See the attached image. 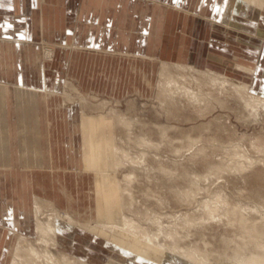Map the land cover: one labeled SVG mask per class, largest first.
<instances>
[{
    "label": "rangeland",
    "instance_id": "374dc122",
    "mask_svg": "<svg viewBox=\"0 0 264 264\" xmlns=\"http://www.w3.org/2000/svg\"><path fill=\"white\" fill-rule=\"evenodd\" d=\"M203 1L108 0L109 12L100 24L108 23L110 29L98 40L94 34L84 37L88 43L91 38L94 41L80 51L56 53V62L52 60V45L39 44L44 72L51 83L15 84L18 103L12 101V109L6 106L1 110L0 146L4 154L0 151V264H11L20 236H27L39 246L32 214L34 196L52 202L60 214L68 213L79 224L71 231L58 230L59 245L51 250L54 254L63 251L88 264H195L157 250L153 251L156 258L149 259L113 243L111 234L103 235L95 227L98 209L94 181H100V175L88 172L81 162V123L84 120L90 125L94 118H108L113 112L130 121L131 137L161 142L158 148H149L148 152H152L146 155L145 162L151 170L139 169L131 182L136 208L162 212L166 229L175 224L181 236L180 251L188 247L199 250L201 255L208 253L211 259L217 258V263L235 264L230 258L233 243L227 247L222 240L233 237L234 230L225 216H220L224 205L215 213L219 218L197 220L188 229L183 228V215L204 217L200 198L220 193L232 209L240 207L258 222L264 218V104L250 109L231 90L220 91L197 82L195 77L198 70H209L247 84L251 95L264 93V21L256 9L241 3L229 23L224 12L230 0H218L219 4H213L217 0H210V4ZM82 23L86 24L85 19ZM162 63L185 67L186 70L173 68L178 79L184 85L189 83L193 91L216 94L219 101L199 103L178 93L163 101L158 87ZM38 89L51 94L47 97ZM65 95L72 99L67 101ZM6 103L3 101V105ZM158 126L169 127L162 138ZM125 132L124 126L113 127L114 144L129 145L131 151H137L140 147L125 142ZM189 136L196 140L195 145L188 146ZM100 138L103 139L101 134ZM231 144H239L254 163L237 173L199 181L205 188L200 197L190 203L181 201L177 191L190 187L187 178L205 174L214 166L231 164L227 155ZM161 166L174 170L175 181L166 177ZM124 173L111 169L109 177L123 180ZM157 199H161V206ZM126 214L140 219L132 211ZM153 228L151 232H155ZM167 241L165 238L160 243Z\"/></svg>",
    "mask_w": 264,
    "mask_h": 264
},
{
    "label": "bare ground",
    "instance_id": "6f19581e",
    "mask_svg": "<svg viewBox=\"0 0 264 264\" xmlns=\"http://www.w3.org/2000/svg\"><path fill=\"white\" fill-rule=\"evenodd\" d=\"M241 3L247 4L249 7L256 9L257 13L264 21V0H230L228 1L224 12L225 18L230 21L229 23H231L232 19L234 20V18L231 16L233 15L234 9H237ZM173 68L186 70L185 67L181 65L162 63L159 71L160 79L158 87L159 94L163 95L164 97L163 101L171 98V95L174 97L173 94L177 93L182 94V96L187 95L188 98L190 97L193 101H197L199 103L212 100L219 101V97H217L216 94H204L202 91H193L192 89L188 88L187 85L189 83L184 85L174 73ZM244 71H248V73H250L251 70ZM195 72H197V70ZM195 80L199 83L201 82L204 85H208L209 87H215L218 90L220 89V91L223 89L231 90L232 93H235L243 101L244 105L250 109H256L258 106L264 104V93L258 92L256 95H251L249 93L250 89L247 84H244L240 81L231 80L230 78L215 72H211L209 70H198ZM65 99L70 101L72 98L69 95H65ZM81 99L83 98L81 97ZM81 124V130L83 132L81 137L83 158L81 159V162L86 167L88 172H92L95 176L96 173L100 175V177H98L100 178V181H94L95 207L98 209L96 212V223L98 226L95 227L97 229L100 228L98 229L100 233L107 236H109L108 234H111L112 240L114 241L113 243L122 244V246H126L140 255L144 254L148 256L149 259L156 258L154 252L157 250L164 251L165 253L169 252L170 254L182 257L186 263L193 262L195 264H223V262L217 263V258L211 259L208 253L201 255L199 250L186 247L183 248V251H180V245H178V242L181 236H179V231L177 230L175 224H173L171 227L167 226L168 229H166V227H163L162 212H152L153 210L148 212L147 208H144L145 211L143 210L142 212V210L136 208L131 182L137 176L139 169L144 170L148 167L146 165L145 158L147 153L152 152H148L149 148H158L161 142L154 143L148 138L141 137L138 139L139 137H131L129 132L130 129H128L131 126L130 121L119 115L117 112H113L108 116V118L98 116L91 121L90 125H87L84 120ZM116 125H121L126 128V132L124 133L125 142H132L136 146L140 147L137 151H134V148H132L133 151H131V146L129 147V145L125 146L114 144V139H112L111 133L113 127ZM168 128L166 126H158V131L161 138L164 136ZM100 134L103 136V139L100 138ZM188 138L190 141L188 146H192L196 140L192 139L190 136ZM221 146L222 145H219V148ZM231 148V151L227 153L229 162L231 164L226 163L222 166H214L210 169L208 168L209 170L207 169L205 174H194L192 177L187 178L190 187H188L186 191H177V193H180L181 198L179 199L181 201L186 199L187 202L190 203L196 198V196H199L204 192V185H201L199 181L207 180L212 177L217 178L222 173H237L254 163L255 160L251 158L252 156H247L243 150L240 149L239 144H231ZM160 168L162 171L166 172V177L172 179V181H175L173 173L174 170L172 168L167 169L164 166H161ZM111 169L115 171L120 169L122 172L126 171V173H124V179H111L109 177V170ZM149 170H151V168L148 167V171ZM182 179L185 178L183 177ZM106 184H108L110 188ZM201 198L200 200L202 201L200 202L199 207L205 213V216L200 217V219H196L194 216L184 214V223L186 222V224L183 225V228L188 229L193 225V223L197 224V220L205 219L204 221H209V219L218 217L215 215V213L218 211L217 209L220 205H224L225 207L223 209V213L221 212V214H219L220 216L224 215L229 225L234 227L233 237H226L222 239L223 243H225L227 247L230 245V243H233L232 254L230 258L235 261V264H264V218L258 222L256 221L257 219L255 217H250L240 207H234L232 209L230 202H228L229 200L227 201V198L220 193L212 194L211 196L205 198L206 200L204 197L203 199ZM160 200L161 199H157V204L159 206L162 205ZM197 201L199 200H196V202ZM104 206H108L109 208L107 209ZM33 207L34 210L32 214L35 221L34 229L38 236L39 246L35 245V243H33V241L30 239L26 238L27 236H20L14 248L11 264H88L86 261L71 257L63 251L59 252L58 255L51 252L53 248H56L59 245L57 241L58 230L61 232L71 231L74 229V227L79 226L78 222L68 213L60 214L56 206L50 201L34 197ZM222 208L223 207H221V209ZM128 211H132V213L135 216L138 215L140 219H145V222L143 223L140 219L128 216V214H126ZM179 219L177 221H179ZM222 222L223 221L221 218L220 223ZM201 225L203 226V224H200V226ZM82 227L89 229V226L87 225H83ZM150 227H154L153 229H155V232H151ZM237 237L238 239H236ZM165 238L168 239V241L160 243V241ZM125 241H127V243ZM131 246H133V248H131ZM226 259H228V257Z\"/></svg>",
    "mask_w": 264,
    "mask_h": 264
},
{
    "label": "crops",
    "instance_id": "0c3cea01",
    "mask_svg": "<svg viewBox=\"0 0 264 264\" xmlns=\"http://www.w3.org/2000/svg\"><path fill=\"white\" fill-rule=\"evenodd\" d=\"M208 2L210 4V0H204L203 4ZM109 3L108 0H0V116L3 107L12 109L11 102L18 103L15 84L51 83L46 78L49 74L44 72L46 66L39 44L52 45L53 61L56 53L82 50L94 41L91 38L88 43L84 37L94 34L98 40L99 35L110 29L108 23L100 24L102 18H107ZM213 4H219L218 0ZM93 22L99 24L94 26ZM38 90L41 94L44 91L47 97L51 94ZM3 101L8 104L3 105ZM13 108L17 109V104H13ZM1 132L0 129V144ZM2 147L0 151L4 154Z\"/></svg>",
    "mask_w": 264,
    "mask_h": 264
}]
</instances>
